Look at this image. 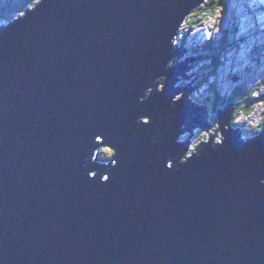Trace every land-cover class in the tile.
Instances as JSON below:
<instances>
[{
	"label": "water",
	"instance_id": "95a60500",
	"mask_svg": "<svg viewBox=\"0 0 264 264\" xmlns=\"http://www.w3.org/2000/svg\"><path fill=\"white\" fill-rule=\"evenodd\" d=\"M204 1L39 0L0 27V264H264V129L232 101L185 161L177 140L210 127L174 89L201 56L170 65Z\"/></svg>",
	"mask_w": 264,
	"mask_h": 264
},
{
	"label": "rangeland",
	"instance_id": "374dc122",
	"mask_svg": "<svg viewBox=\"0 0 264 264\" xmlns=\"http://www.w3.org/2000/svg\"><path fill=\"white\" fill-rule=\"evenodd\" d=\"M0 1H2V4L0 3V11H2L5 16H8L0 19L1 26L22 15V12H20L18 15L12 16L14 15L10 8V3H13L10 2L12 0ZM37 2L38 0L31 5L25 6L23 9H31ZM257 4L259 7H255L251 0H228V6L218 8L215 14L203 21L198 28L187 31L185 27L183 28L180 26L178 33L175 35L174 46H182L184 48V55L189 53V46L194 47L196 44L205 43L207 39L211 37L218 39L222 36L223 30L227 31L228 37V43L225 45L220 55V63L217 70L213 75L207 76L206 74H202L199 76L200 78L207 76L206 81L201 84L199 90L192 92L191 95L197 98L201 93H203L204 96L211 95L209 92L210 90L207 92L203 91L209 84H211V86L214 84L220 96L224 98L231 96L237 86H241L245 91L254 88L252 97L264 94V29L262 30L264 27V2H259ZM7 5L10 7H6ZM3 7L5 9H3ZM189 16L184 21V24L188 23ZM260 16H263V19ZM257 18L260 23L255 20ZM246 19L249 21L244 23L243 20ZM253 22H256L257 25ZM187 25H189V23ZM181 38H183V40H181ZM194 40H198V42ZM184 58L185 56L182 58L174 57L173 62L178 60L182 61ZM203 58L204 56H201L192 61L191 67H189L185 73L189 74L199 71L196 69L195 63H207V60ZM198 78L196 80H198ZM208 92L210 94H208ZM203 95L201 94V96ZM222 107L224 106H219L220 109ZM263 108L264 99L255 101L248 112V117H245L246 114L244 113H239V115L235 117L234 123L238 124L244 121V119H250L253 125H257L260 121V117H262ZM211 123L216 126V123L212 121ZM214 129L215 128L212 130L209 129L210 132L208 133H206L208 130H204V133L201 131L198 133L195 129L192 130V128L181 131L187 138H190L189 141H187L192 143L188 145L187 155L195 148V143L197 141L203 140L206 142ZM190 130L192 131L188 134ZM220 139H222V136L220 135V131H217L212 142L220 143ZM112 153L113 152L109 148L101 151V154L106 157H110Z\"/></svg>",
	"mask_w": 264,
	"mask_h": 264
},
{
	"label": "trees",
	"instance_id": "16d2710c",
	"mask_svg": "<svg viewBox=\"0 0 264 264\" xmlns=\"http://www.w3.org/2000/svg\"><path fill=\"white\" fill-rule=\"evenodd\" d=\"M36 1L37 0H12L10 1V2H13V3H10L11 7L9 5H7L6 7H10L12 9V12L14 14L12 16H16L20 12L24 14L26 10H24L23 8L25 6L35 3ZM0 3L2 4V1H0ZM224 6H228V0H205L204 3H202L189 16L188 18L189 25H187L188 23L183 24L182 27L183 28L185 27L187 31L191 29L194 30L198 28L202 24L203 21H205L206 19L214 15L218 8L224 7ZM3 9L5 8L3 7ZM3 17H8V16H5L3 12L0 11V19ZM222 32L224 35L222 34V36L219 37L218 39L211 37L207 39L205 43L198 44V45L196 44L194 45V47L192 46L189 47L188 55L189 56L191 55L190 57L204 55V59L207 60V63L205 64H200V62L195 63L196 69L200 71L198 74H203L204 72V74H206L207 76H210V75H213L215 71L217 70L219 63H220V55L223 52L225 45H227L228 43L227 42V39H228L227 31L223 30ZM181 40H183V38H181ZM207 76L205 77L203 76L201 78L199 77L198 80H196V82L193 84L194 87H191L190 85H186V84L174 85L175 90H182L181 93H179V97L177 96L178 100H183L184 102L190 103L191 105L198 104L197 106H199L200 108L203 107L201 105H204L206 109L208 110V112L209 111L211 112V117L213 118V114L216 116L214 112L217 109V107L226 106L232 101L241 104V106L235 111V116H237L239 115V113H243V112L248 113L251 109V107L249 108V106H252L257 100L260 101L264 99V94L263 95L259 94V96L257 97H252L254 93L253 91L254 88L248 91H245L241 86L235 87L231 96L224 98L220 96V93L217 87L216 86L214 87V84H212L213 86H211V84L207 85L206 86L207 89L204 90L205 92L210 90L209 92L211 93V95L204 96L203 93H201L203 96L199 94L198 98L191 95L192 92H195L201 86V84L204 81H206ZM209 92L208 94H210ZM204 117L206 118L207 116L204 115ZM182 128L183 127L181 126L180 131L183 130ZM263 129H264V108L262 111V117H260V121L258 122V124L253 125L252 122L250 124L247 123L244 125L243 130L245 133H248L250 135H257ZM192 130L188 131V133H190ZM105 149H108V148H103L102 151ZM103 157L106 158L105 155Z\"/></svg>",
	"mask_w": 264,
	"mask_h": 264
},
{
	"label": "clouds",
	"instance_id": "9594fccd",
	"mask_svg": "<svg viewBox=\"0 0 264 264\" xmlns=\"http://www.w3.org/2000/svg\"><path fill=\"white\" fill-rule=\"evenodd\" d=\"M204 56V55H203ZM204 59V58H203ZM223 108V107H222ZM221 108V109H222ZM250 108V107H249ZM244 114H245V112H243ZM235 117H237V116H235V113H234V115H233V118H232V123L234 124V119H235ZM146 121H147V119H145ZM207 120H208V122H209V118H208V116H207ZM215 120H216V116H215ZM236 124V123H235ZM181 127V126H180ZM182 127H184V126H182ZM193 129H195L198 133H199V131H204V130H202V128L201 127H198V128H196V127H192ZM181 133V132H180ZM179 133V134H180ZM189 134V133H188ZM183 135H184V137H183ZM190 139V138H189ZM189 139L186 137V135L184 134V133H182V134H180V135H178V138H177V140L178 141H182V142H186V145H187V149H186V151H187V153H188V145L189 144H192V143H189L188 141H189ZM188 140V141H187ZM201 142H204L203 140L201 141ZM196 144V143H195ZM198 144V143H197ZM196 144V145H197ZM195 145V146H196ZM103 148H109V147H103ZM102 148V149H103ZM102 149H101V151H102ZM110 149V148H109ZM111 150V149H110ZM186 151H185V153H184V158H183V160L182 161H185V159L187 158V153H186ZM101 156L103 157V154H101ZM103 158H105V157H103ZM106 158H109V157H106Z\"/></svg>",
	"mask_w": 264,
	"mask_h": 264
},
{
	"label": "bare ground",
	"instance_id": "6f19581e",
	"mask_svg": "<svg viewBox=\"0 0 264 264\" xmlns=\"http://www.w3.org/2000/svg\"><path fill=\"white\" fill-rule=\"evenodd\" d=\"M39 1V0H38ZM251 2H252V4L255 6V7H259V5L257 4V3H259V2H264V0H251ZM257 4V5H256ZM255 9V8H254ZM244 16V15H243ZM262 19H263V16H260ZM255 20H257L259 23H260V21H259V19L257 18V19H255ZM246 21L248 22L249 20H243V22L244 23H246ZM253 23H255L256 25H257V23L256 22H253ZM264 29V27L262 28V30ZM209 30V29H208ZM175 39V38H174ZM199 40V39H198ZM198 40H194L195 42H198ZM192 43V42H191ZM194 43V42H193ZM210 49V48H209ZM142 121H146L145 119H143ZM214 138V137H213ZM113 154V153H112ZM112 156V155H111ZM110 156V157H111Z\"/></svg>",
	"mask_w": 264,
	"mask_h": 264
},
{
	"label": "flooded vegetation",
	"instance_id": "af4514ba",
	"mask_svg": "<svg viewBox=\"0 0 264 264\" xmlns=\"http://www.w3.org/2000/svg\"><path fill=\"white\" fill-rule=\"evenodd\" d=\"M204 112H205L206 114H208V115H209L208 117H209V121H210V123H211V121L215 123V121H216V120H215V118H214V117H213L214 119L211 117V112H210V111L208 112V110H207V109H205V111H204ZM214 113L216 114V113H217V111L215 110V112H214ZM213 116H215V115L213 114ZM211 119H212V120H211ZM211 124H212V123H211ZM213 126H214V125L212 124V127H213Z\"/></svg>",
	"mask_w": 264,
	"mask_h": 264
}]
</instances>
